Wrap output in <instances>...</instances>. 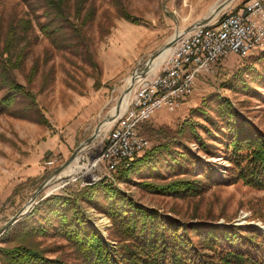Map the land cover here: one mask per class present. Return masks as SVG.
Instances as JSON below:
<instances>
[{"label": "rangeland", "instance_id": "374dc122", "mask_svg": "<svg viewBox=\"0 0 264 264\" xmlns=\"http://www.w3.org/2000/svg\"><path fill=\"white\" fill-rule=\"evenodd\" d=\"M222 1L69 0L67 14L77 24H81L89 9H95L92 20L82 26L83 38L74 35L70 26L58 35L60 42L43 35L38 27L31 31L24 65L15 74L35 93L38 109L47 122L38 120V112L27 108V101L21 97L13 111L0 113V228L114 108L121 109L116 105L122 96L121 105L133 73L140 71L177 30H185L196 20L208 16L211 8ZM244 1L229 2L214 18L236 10ZM40 3L39 0H0V46L11 24L20 17L42 13ZM117 3L125 6L136 22L121 16ZM33 67L37 72L29 83L27 75ZM240 76H244V85L235 82ZM218 95L228 97L241 119L264 132V40L248 57L232 55L201 71L193 92L178 108L173 111L162 108L144 122L140 132L150 141L146 150L174 136L187 118L206 123L193 111L203 105L207 107L206 103L211 116L215 117ZM112 124L105 130L100 129L94 141L77 154L67 168L74 170L72 175H66L65 169L41 192L37 201L51 191L74 193L94 176L102 179L113 175L103 162H97ZM206 124L209 132L202 127L197 130L208 143L207 151L200 149L195 139L184 138L180 150L189 148L190 154L183 165L171 168L163 162L155 170L142 168L139 173H133V183L116 181V184L138 203L180 221L252 225L264 236V190L250 188L242 182L230 183L231 165L221 141L225 130L219 125ZM50 158L56 160L53 167L45 164ZM87 172L91 174L85 175ZM201 172L208 176L210 185L197 197L150 193L134 183L140 179L166 182ZM36 204L27 207V213L0 236V248L21 243L38 249L48 258L60 259L63 264H85L72 243L60 233H24V217ZM80 207L89 224L117 248L107 215L86 202H81ZM262 242L257 250L264 254V238ZM0 264H10L1 249Z\"/></svg>", "mask_w": 264, "mask_h": 264}, {"label": "trees", "instance_id": "16d2710c", "mask_svg": "<svg viewBox=\"0 0 264 264\" xmlns=\"http://www.w3.org/2000/svg\"><path fill=\"white\" fill-rule=\"evenodd\" d=\"M39 1L42 13L34 17H20L9 26L2 40L0 113L13 111L21 97L27 101V108L38 112V120L46 123L38 109L35 93L21 83L15 74L24 65L29 34L38 27L43 35L60 42L58 35L70 26L74 35L83 38L82 26L92 20L95 9H89L81 24H77L68 17L69 0ZM117 6L122 17L136 22L125 6L120 3ZM41 17L44 19L41 20ZM36 72L37 68L33 67L28 73L29 83ZM243 77L240 76L235 82L244 85ZM216 101L215 117L211 116L208 103L207 107L203 105L193 111H197V116L206 123L219 125L225 130L221 141L231 165L230 183L242 182L250 188L264 190V132L241 119L228 97L218 95ZM206 123L187 118L174 136L144 150L130 167L118 166L112 171V178L105 177L83 185L74 193H52L40 199L24 217V233H60L72 243L77 256L85 264H264V254L257 250V246L263 245L264 236L254 226L180 221L156 208L138 203L116 184V181L133 183V173H139L142 168L155 170L163 162H167L171 168L176 164L183 165L190 154L187 146H184L188 148L187 151L180 150L184 138L195 139L200 149L207 151L208 143L197 130L202 127L209 132ZM207 179L205 172H201L166 182L140 179L134 183L150 193L188 198L201 196L210 185ZM81 202L95 206L111 220L117 248H113L89 224L80 207ZM5 233L7 230L3 235ZM0 249L10 264H63L60 259L48 258L38 249L21 243Z\"/></svg>", "mask_w": 264, "mask_h": 264}, {"label": "built area", "instance_id": "2783aa9c", "mask_svg": "<svg viewBox=\"0 0 264 264\" xmlns=\"http://www.w3.org/2000/svg\"><path fill=\"white\" fill-rule=\"evenodd\" d=\"M263 40L264 0H246L236 10L181 34L155 72L136 82L127 106L109 129L97 162H103L111 173L120 165L129 167L150 145L140 132L144 122L162 108H178L193 92L201 71L232 55L245 58ZM45 164L53 167L56 160L50 158ZM98 180L94 176L85 185Z\"/></svg>", "mask_w": 264, "mask_h": 264}, {"label": "water", "instance_id": "95a60500", "mask_svg": "<svg viewBox=\"0 0 264 264\" xmlns=\"http://www.w3.org/2000/svg\"><path fill=\"white\" fill-rule=\"evenodd\" d=\"M231 1H233V0H224V1H222V2L219 4V6L216 8V10H219L220 7H221V5H222L223 3H229V2H231ZM221 10H222V9H220L219 12H220ZM210 20H211V17L208 15V16L202 18V19L197 20V22L195 23V25L205 24V23H208ZM186 31H187V29L183 30V32H182L181 34L185 33ZM181 34L174 36V38H170V39L164 44V46H163L160 50H158L156 53H154L152 56H150V58L145 62V66H143V67L141 68L140 71H135V72L133 73V75H132V82L135 81V74H139V77H138V78H140V79L143 78V77H145L146 74H147V70H148L149 64H150L151 61L156 57V55H157L160 51H162L163 49L172 46V45L175 43L176 39H177ZM140 79H139V80H140ZM131 89H132V85L130 84V85L124 90L123 93H126V92H128V91H131ZM121 99H122V96H121V98L118 100L117 105H116V108L120 106V101H121ZM116 113H117V112H116ZM111 118H112V116H111L110 114L107 115V116L105 117V119L97 125V127H96L95 130H94V132H93L88 138H86L84 141H82V142H81V143L75 148V150H74V152L71 154V156H70V157H69V158H68V159H67V160H66L61 166H59L58 168H56V169L52 172V174H51V175H50L45 181H43V182L37 187V189L35 190V192L33 193V195L30 197V199L26 202V204H25V205H24V206H23V207H22V208H21V209H20V210H19V211H18V212L12 217V218H10V220H8V221H7V222H6V223L0 228V236H1V235L7 230V228H8L9 226H11L14 222H16L17 220H19L24 214L27 213V211H25V209H26L28 206L32 207L34 203H38V202H39V200L37 201V199H38V197L40 196L41 192L45 190V188L50 184L51 181L53 182L54 179H56V178L59 177L60 173L64 170V168H66L68 165L72 164V162L76 159L77 154H78L83 148H85L86 146L90 145V144L94 141V139H95V138L99 135V133H100V129H101V127H102L103 122H105V120H109V119H111ZM51 193H52V191H51V192H48V193H45L44 196H43L42 198H44V197L50 195ZM42 198H41V199H42Z\"/></svg>", "mask_w": 264, "mask_h": 264}, {"label": "bare ground", "instance_id": "6f19581e", "mask_svg": "<svg viewBox=\"0 0 264 264\" xmlns=\"http://www.w3.org/2000/svg\"><path fill=\"white\" fill-rule=\"evenodd\" d=\"M226 5H228V3H223L222 5H221V7H220V9H223ZM218 6H219V4H218ZM218 6H213L212 8H211V10H210V12H209V16L211 17V20H213L214 19V17L217 15V13L219 12V10H216V8L218 7ZM210 20V21H211ZM183 32V30H181V31H179V30H177L176 31V33L174 34V36H176V35H179V34H181ZM174 36L172 37V38H174ZM170 49V50H169ZM172 50V46H170V47H167V48H165V49H163L162 51H160L157 55H156V57L151 61V63L149 64V67H148V70H147V74L148 75H150V74H152V72H153V70L159 65V64H161L164 60H165V58H166V56L168 55V53H170V51ZM139 77V74H135V81L134 82H132V76H131V78H130V81H129V83H128V85L127 86H129L130 84L132 85V89L134 88V86L136 85V82L140 79V78H138ZM131 89V90H132ZM130 92L131 91H128V92H126V93H124V96H123V100H122V102H121V105L119 106V107H121V109H119V107H118V111H117V109H115L114 108V110L110 113V115L112 116V118L111 119H109V120H105V122H103V124H102V127H101V129H103V130H105V128H107L108 127V125H110V124H112V122H114L115 120H116V118L122 113V111L125 109V107L127 106V104H128V102H129V97H128V95L130 94ZM117 112V113H116ZM133 162V161H132ZM71 165V164H70ZM70 165H68L66 168H64V170L65 169H67ZM131 165H132V163H131ZM130 165V166H131ZM129 166V167H130ZM63 170V171H64ZM62 171V172H63ZM61 172V173H62ZM74 172V170L73 169H71V168H69V169H67L66 170V172H65V174L66 175H72V173ZM91 173L90 172H87V173H85V175H90ZM30 206H28V208H29ZM27 209V208H26ZM26 209H25V211H26Z\"/></svg>", "mask_w": 264, "mask_h": 264}, {"label": "crops", "instance_id": "0c3cea01", "mask_svg": "<svg viewBox=\"0 0 264 264\" xmlns=\"http://www.w3.org/2000/svg\"><path fill=\"white\" fill-rule=\"evenodd\" d=\"M196 22H197V20H196L193 24H191L188 28H186V29L189 30V29H191L192 27L196 26V25H195Z\"/></svg>", "mask_w": 264, "mask_h": 264}]
</instances>
